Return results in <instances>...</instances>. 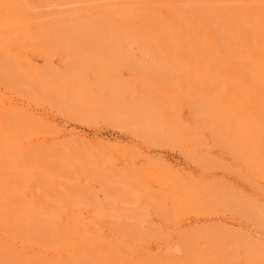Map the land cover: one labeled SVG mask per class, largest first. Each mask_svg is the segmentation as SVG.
<instances>
[{"label": "rangeland", "instance_id": "obj_1", "mask_svg": "<svg viewBox=\"0 0 264 264\" xmlns=\"http://www.w3.org/2000/svg\"><path fill=\"white\" fill-rule=\"evenodd\" d=\"M182 6L183 5L180 2H174L172 7L166 8L164 15L167 17L170 16L172 18H178L181 14L184 15V12H187V8L182 10ZM111 16V12H109L107 16L101 14V17L110 18ZM93 18H95L93 14L84 11L76 19L78 23H83L86 20H90ZM82 43H74V45L77 44L76 46L71 43L70 46L67 45L68 43H62L60 47H54V49H52L53 46L51 48L46 47L47 50H51H49V53H47L48 51L46 50V48H42V45L39 46L40 44H29L28 46H26L27 48H24L25 51L21 55L19 54L20 56L18 54L15 55L16 57L13 56L17 60L19 67H24L22 68L23 70L29 64V62H27L26 60L30 58L29 60L33 65L30 64V66L32 65L29 68L30 71H28L29 69L27 70V67L26 70L28 71V76L31 77L30 80L32 81L26 80V84H28L29 86V89L26 88V90H23L21 86L10 87L6 84L0 83V131L2 130L1 133H6L10 137L12 135L11 138L13 142L16 139L14 134L16 133L15 131L17 129H14V133H11L10 131H8V129L12 130L10 124L12 122L15 123L14 120H16L17 118L14 117L15 119L13 120L12 115L14 114L15 116L16 114L12 111V109L16 111L17 114H27L24 115L26 116L27 120L21 114L20 117H17L19 118L18 121L24 118L28 123V125L27 123L26 125L29 127L31 125H29V119L34 115L31 118L33 120L31 123L34 124L38 119V122L35 123L36 127L41 125L40 127L43 130H47V127L49 132L47 133L44 130L46 134H42V130L37 129L35 126L34 128L36 129H34L32 126L33 124L30 128H27L26 126V128L29 129L30 132L28 130L27 131L29 134L24 130L23 132L30 137L27 138L25 135H23V137L25 138L23 139V141H19L20 145H18V142L15 141L17 145L20 146V151L22 152V154H24V156L25 153L29 152V155L32 152H35L38 158H40V161L43 162L42 165H45V167H49L48 163H51L53 161L55 162V159L56 161H58L57 164L62 163L66 165L58 166L56 164H50V166H54V169L51 170V166L49 170V172L54 170V172L50 175L47 170L43 169L44 166L39 167V169H37L38 171L36 172H34L35 170L33 171L32 169H29V165H27L28 162L25 163V161L28 160L27 158L25 161L23 160L24 162L21 163V159H23L22 157L24 156L21 157L15 154L14 156H17V158L13 156L14 160L19 158L20 161L17 160L16 163L12 161V164H10L9 161V159L12 160L11 156L10 158L5 157L6 162L8 161L10 164V168H14L16 166L14 169H17V171L15 170L16 174H13L14 177L15 175H19L24 178L26 175H28L27 172H29L31 174V177L28 176V178L30 177L31 179L27 178V180H29L31 183H26H29V186L27 185L29 189L26 186L27 190L24 191L21 188L24 187L25 184L22 182V184L24 185H22L21 187L18 184L19 182H16L20 186L19 189L17 188L19 190V194L16 195L15 192H11L14 191L13 189L17 191V189L15 188V186L17 185L15 184L16 180L13 182V178L11 177V180H9V178L6 179L7 181L9 180V183L7 182L9 186L6 184V182L4 183V181H2L5 178H3L2 175L7 174V168L9 169V167H4V169L0 166V174L1 172L3 173L1 174V178L3 179H0V184L2 182V184L4 183L5 185H7V187L3 185L4 189L0 188V190L2 189L3 191H0V193L2 194L7 191L8 195L6 197H3L2 195V197L6 199L12 197V194H15L14 197H18V195L24 193V197L26 198L23 199H27L24 201H26L27 203L30 202L29 205H31L34 201L33 206L35 207V210H39L44 206L43 204H41L42 202L46 204L47 201L49 204V198L53 200L60 198V200L62 199L64 201L62 197L66 196V194L69 195L68 198H71L70 201H72V204L75 207L71 206L72 204L68 205L70 203H68L69 199L65 198L66 201H68L65 202L66 204H64V202L62 203L64 205L61 206L62 208L60 210L61 212L64 211L66 213L64 214L63 212L61 218H59L57 214H59L60 212H58L56 214L58 217H56L61 220H57L58 222L61 221V224L65 227L67 226L66 230L64 229L65 232L67 231L68 233L72 234L75 231V228H77L79 230V233L81 232L84 235H76L79 236L80 239H78L74 235L75 238L73 239V242L72 239L68 240L69 242L67 245V242L64 243V241L61 245L59 244L60 242H58L60 246L57 247L56 243L54 244L55 247L49 248V246H42V248L39 247V245L37 246V244L35 243L32 245H28V243L26 244V242H22L20 240H17L16 238H10L8 236V233H3L5 234L3 235L2 232L4 229L0 227L1 230L3 229L2 231L0 230V243L2 242L0 244V251L2 249H5L4 247L6 246L4 253L3 251H1L3 256L0 255V260L9 258V255H4L7 250V254L9 253V251L11 253L14 250L18 257L22 258L21 262L24 263L26 262V260H29L30 263L36 262V264H43V262L46 261L45 264H48V262H51L53 259V261H58L61 264V262L63 263L62 259L64 260V257L65 259H67V255H72V258L76 257L77 254L79 255V247L80 249L83 248V251L84 249H86L89 241L87 242L85 238H87L88 236L89 238L87 239H94L93 242L96 243L97 247L101 249V251L107 250L108 247H110L111 249L114 243V245L118 248L119 254L120 252L122 254L120 255L121 258L123 257L121 259L123 262H120L119 264H131V262L132 264H148V261H151L153 258L155 259L157 257H163L161 258L163 260H161L160 262H164V260L165 262H167V258H169L171 255L170 252L172 253L176 250V247L178 245L176 239L179 235L182 234L179 237L180 239L184 234H188L191 231L213 227H221L225 229H228L230 227L228 230L232 232L234 231V229H238L242 233L245 231V234L249 233L251 234V237L253 239L257 238V241H261L262 243H264V180L262 178L260 179L258 176H255L252 172H250L252 171L251 168L246 165L242 159H240L241 157L238 158V155L237 157L235 156L236 154H238L241 147H244L241 146L242 143H240V146L236 145V148L239 151L234 147L233 149H231L230 143H232L231 141H233V139L231 138H234L235 136L236 139L240 135L238 136V134L236 133L237 135L235 134L230 138L231 141H225L226 144L230 142L228 146L231 151L228 150V147H226L227 145L225 146V144L223 143L224 140L220 139L222 137L220 135L222 131H219V129L223 128H218L217 130V125L213 121L215 125L214 129L217 130V133H215V131L213 132V130L209 128L212 124L211 127L213 129V123L208 121V124L207 122V119H211L210 121H212L213 119L207 117L208 114L204 115L206 113L204 109V111H202L204 116H201L202 112L200 111L202 110V108L200 109V106L197 107L198 105L202 106V104L204 105L203 108L205 107V105H210L212 103V97L218 98V96L215 93H212L213 91L202 93L194 84V80L192 83V79H189L187 74L184 75L182 73L179 59L175 53V50L164 44L163 42L147 46H143L137 42L129 44H122L117 42L116 44H113L114 42H112L111 44L104 41ZM55 46H58V44ZM65 47H68L69 49L67 48V50ZM73 47H75L76 50ZM79 47L82 48H80V51ZM72 49L75 51H72ZM69 50L72 54L69 52ZM69 59L73 60L68 62ZM33 69H35L36 73L38 72L39 75H47L44 78H48H39L41 79L39 80ZM48 73H53V75ZM194 74L195 73H193V75ZM67 75L69 80L67 79ZM60 77L63 79L65 77L67 79L66 83H64L66 92L60 88L61 82L63 81H61ZM190 77L193 78V76ZM198 79H200L199 81L201 82L202 78L198 77ZM36 80L37 82H39L36 83ZM82 81L85 85L84 88H86V98H88V94L91 95L89 97L91 98V100H87L88 102H86V104H89L88 107H94V104H90L91 101L92 103L98 101L97 104H95L97 109H99V103L100 107H102L101 104L103 105L102 110L98 111L94 107V109L98 113L94 112L95 110L90 108L89 111L77 109L76 106H81V104H75L74 106L72 105L74 103L71 102L74 101V99L76 98L75 95H77L75 92L78 93V89L82 86ZM56 89L60 90V94ZM64 92L68 96L70 95L69 97H71L72 94H75L72 96L75 98L71 97V99H73L72 101L69 100L70 98L67 99L70 101L67 103L71 104L65 105L66 100H63L65 96ZM60 95H64L63 99L60 98ZM75 100L76 101L74 102L77 103L78 99L76 98ZM62 101H64V103ZM86 104H84V107ZM10 108V118H12V122L9 124L8 121L10 119L7 118L9 119L7 121L5 118L10 114H6V116L5 113H8L7 111H10ZM118 109L120 111H130V113L134 111V114L132 113L130 116L126 117L125 114L121 113ZM28 114L30 117L28 116ZM4 115L6 116L5 118L2 117ZM119 118H122V123L124 121V125L122 123H119L121 122V119ZM202 118H206L204 119L206 121H204ZM24 119H22V121ZM22 121L19 122L20 125L21 123H24ZM117 122L121 124V126L123 125V127L117 125ZM2 123L6 124L3 125ZM19 123L17 124L18 126H20ZM18 128L20 129V127ZM21 128H24V126ZM31 128L35 130H32L33 133L37 132L38 130H40L41 133L40 131H38L39 133L37 132V134H33L31 133ZM30 133L32 136L30 135ZM18 134L19 133H17L16 135L18 136ZM217 134L218 136H220L219 138L218 136H216ZM19 135L21 138L22 134ZM213 136H216V138ZM187 138H190L189 141H191V139H194L195 144L192 141L190 143ZM197 139L199 141L198 144L196 142ZM241 139L243 142L244 139L242 137H239V142H241ZM182 141L183 143H181ZM234 142L235 141H233V143ZM173 144L176 145L174 146ZM178 147L180 149H178ZM30 148L32 150H30L31 152L28 151ZM62 149L64 151H67L66 153H64V155H67L66 158L68 157L67 160L62 154ZM234 149L238 152L234 151ZM232 150L236 152V154H234ZM184 151H186L185 153L190 156L189 158L186 157L187 155H184L185 153H182ZM21 152L19 153L21 154ZM56 154H62V159H65L64 161L66 162L69 161L68 163L72 165L73 168H70L68 163H64L59 159L60 161H62L60 162L57 156L55 158ZM58 157L61 158L60 155ZM32 158L31 160L33 161ZM38 158L36 159V162L34 161L35 163L38 162ZM0 160H4L3 156H0ZM0 163L2 164V162ZM32 163L31 167L33 165ZM4 165L6 166V163ZM38 165L33 166L35 168V166ZM154 167L158 168L156 169ZM25 169L27 170V172H24L26 171ZM41 169H43L44 178L47 174H49L48 176L50 177V179L48 177L46 178H48L49 180L46 178H40L41 180L39 179L40 181L38 184H40L42 189H39V185L33 182L34 180H32V178H35L36 176L39 177L38 175ZM160 169H162L163 171H160ZM21 170L22 173L24 172L23 174H26L25 176L20 172ZM46 171L48 173H46ZM9 172L7 174L8 177L10 176ZM168 172L170 173V175ZM166 173L168 174V177L170 179L165 175ZM161 174H164V178ZM58 176H61V178ZM51 177H55L54 183V178L51 181ZM176 177L181 179L184 184L186 183V181L188 182V184L191 182V185L195 183V186L193 185L194 189L192 188L194 192L200 191L204 188V192H201L205 194L204 186L208 184L207 186H209L210 189L208 187L206 188V191L207 193L208 191L210 193L208 194V196L206 194V197H208L207 199H209V196L212 194L211 196H214L213 199L215 198L217 201L214 199L216 201L215 202L210 196V200L212 199L210 202L211 204H208V206L207 204H205L206 208L208 207V210L205 209V206L203 208L202 206H200L201 204L197 203L199 202L198 198V200L196 199L197 202L192 201L195 204V207L197 205L198 208L202 207V209L208 211L204 214L201 212L205 211H202V209L200 208L198 210L201 212H198V210L194 209V207L191 208V206L188 207L187 205V207L184 206L186 208H182V203L184 202H180L179 199H181L182 201L183 194H181V192L175 189L173 186V182ZM22 178L21 181L25 180ZM199 182L201 183V185ZM188 184L186 183L185 185L187 186ZM190 184L188 186L189 189ZM11 185L14 187H12L13 189L10 187ZM198 188L200 190H198ZM7 192L4 195H6ZM175 192H178L181 195H178ZM194 192H189L192 200L197 197L195 196L196 194L201 199L202 196L199 194V192ZM226 192H228L227 195ZM233 192L234 194L236 193L238 195H234ZM214 193H218L216 194L217 196ZM173 194L177 195L178 200L177 198L173 199V196L170 197V195ZM222 196H224L223 199H221ZM227 196L230 197L229 201L227 200ZM231 196L235 198L233 199ZM17 197L15 198L18 199ZM239 197L242 198H240L241 200L247 199L248 201L253 203L255 215L254 220L252 219L249 221L246 218L248 220L247 221L242 217V209L237 206L240 205L239 203L241 201ZM219 198L222 200V202L224 201L225 203L223 202V204L221 201L219 202ZM236 198H238L239 200ZM174 200L178 201V209V206L171 204L175 202ZM230 200L234 202V204L230 202ZM40 201L42 202L40 203ZM203 201L205 202V199ZM229 202L231 205L229 204ZM2 203H5V201L3 200ZM179 204H182L181 207ZM225 204H228V207ZM58 205H55L57 210ZM70 206L72 208H70ZM225 206L228 209H226ZM235 206H237V208ZM20 209L24 210L21 205ZM174 209H177L176 211L178 212H176ZM25 210L22 211L24 214H26ZM94 212L95 215L97 214L98 216L101 215V217H103L104 221L101 220L103 222V228L100 226L101 223H99L101 221H95L97 219V216L96 219H94ZM30 213L31 216H33L35 212L32 213L30 211ZM25 216L27 217V215ZM127 216L134 217L133 219L135 220H132V222V218L130 219ZM101 217L99 216L100 219ZM118 218H121L122 221L118 220ZM106 220H108V222ZM137 220L139 223L136 222ZM139 220H142L141 223L145 224L144 226H142L145 230L141 228ZM126 221L128 225H130L131 223L134 226L135 224H139L140 228L143 231L140 233L139 231H141V229L136 225L139 231L138 229H136V227L134 228L138 233H140L139 235H137L138 233L134 231L133 228L128 229L129 226H126ZM73 223L76 224V227L73 225ZM121 223L125 224L122 226V228L119 227L121 226ZM79 224L82 226L79 227ZM117 224L120 225L117 226ZM132 225L130 226L133 227ZM117 227L123 229V232L124 229L127 228V232L133 231L134 233H137L135 234V236L137 235L139 237H143L144 235V237L136 239L137 237L135 238V236L131 234L133 235L131 237H134V239L136 240L135 241L133 238H130V235H127V232L122 233L120 230L117 231ZM147 227H149V229ZM110 228H114V230L116 228V230L111 231L109 230ZM152 229L153 231L155 230V232H152ZM238 230L237 232L239 233ZM150 231L154 234L155 239L151 238L153 237V234ZM156 231L161 232V234L163 233L165 236L163 237V234L160 236V233H158L160 237L155 235V233L157 234ZM101 233L103 237L102 235H100ZM116 233H118L119 235H116ZM96 235L99 236L101 240ZM120 235H124L123 237H128V239L125 240ZM104 236L106 237V239H102L105 238ZM111 237H114L115 239ZM114 240H116V242ZM19 241L21 242V244ZM8 242L10 244H8ZM106 242L108 243L106 244ZM101 243L104 245H102ZM124 244H126V247L124 246ZM200 244L201 245L199 246L198 251L201 253H205L208 247L203 246L204 243ZM7 245L10 246L8 247ZM226 247H228V245H226ZM112 248L113 250H116L114 249V246ZM201 249H204V251ZM14 251L12 253H14ZM86 251L87 250H85L84 252ZM49 252L52 254H50ZM167 252L169 253L168 255H166ZM180 254V259H184L183 253ZM10 255L12 256V254ZM144 255L146 257H144ZM55 257H57L58 260L55 259ZM124 257H126L127 259ZM134 257H138V260H136V258L134 259ZM15 259L12 258L11 262L16 263ZM36 259L37 261H34ZM143 259H147L148 261L146 260L147 262H145L143 261ZM5 260L7 261L8 259ZM125 260L127 261L124 262ZM17 261L20 262V259H17ZM8 263H10V261H8ZM51 264H53V262ZM150 264L152 263L150 262Z\"/></svg>", "mask_w": 264, "mask_h": 264}, {"label": "bare ground", "instance_id": "obj_2", "mask_svg": "<svg viewBox=\"0 0 264 264\" xmlns=\"http://www.w3.org/2000/svg\"><path fill=\"white\" fill-rule=\"evenodd\" d=\"M174 2H180L183 5L182 10L187 8L186 9L187 12H184V15L181 14L178 18H172L170 16L169 17L165 16L164 12H165L166 8L172 7ZM84 11H87V13L93 14L95 16V18L90 19V20H86L83 23H78L76 18L81 13H83ZM109 12L112 13V16L110 18L101 17V14L107 16ZM98 41H104V42L111 43V44H112V42H114L113 44H116V42L122 43V44L123 43L129 44V43L137 42L143 46L155 45L156 43H162L163 42L164 44L173 48L175 50V53H176L178 59H179V63H180L181 69H182V73L184 75L187 74L189 79H192V83L194 80V84L198 87V89L202 93L213 91L212 93H215L218 96V98L212 97V103L208 106L205 105L204 108H203L204 105L202 103H201L202 106L196 105L197 107L200 106L199 107L200 109L202 108V110L200 112L205 110L206 113L204 115L208 114L207 117L213 119L212 121H210L211 119H209V120L207 119V122L209 121V122L213 123V121H214V123H216V125H217V127H216L217 130H218V128H223V129H219V131H222L220 133V135L222 136L220 139L224 140L223 143L225 144V146L227 145L226 147H228V150L231 151V149H233V147L236 150H238L236 148L237 147L236 145L240 146L241 145L240 143H242L241 146H244V147H241L242 150L240 149V151L238 150L239 151L238 152L234 149V151L238 152V154H236V152H234L233 150H232V152L234 154H236L235 155L236 157H237V155L239 156L238 158L241 157L240 159H242L243 162L251 168L252 171L249 170L250 172H252L255 176H258L260 179L262 178L264 180V0H0V83L6 84L10 87L21 86L23 90H26V88L29 89L28 84H26V80L32 81V80H30L31 77L28 76L29 75L28 71H30L29 68L33 64L29 60L30 59L29 58L28 60H26L27 62H29V64H28L29 67L26 66L27 70L28 69L29 70L27 71L26 67L23 70L22 68H24V67H22V66L19 67L17 60L14 58V57H16L15 56L16 54L21 55L25 51L24 48L26 46H28L29 44H36V45L40 44L39 46L42 45V48H46V47L51 48L53 46L52 49H54V47H60V45L62 43H68L67 45L70 46V43L74 45V43L80 44L82 42H85V43L88 42L89 43V42H98ZM53 44H55V45L58 44V46H55ZM45 45H47V46H45ZM73 45H71V46H73ZM76 45H74V46H76ZM73 48L75 49V47H73ZM80 48L81 47H79V51H80ZM46 50H47V48H46ZM49 50H47L48 51L47 53H49ZM75 50L72 49V51H75ZM43 52H45V51H43ZM69 52H70V50H69ZM77 53H78V51H77ZM17 58H19V57H17ZM86 58H88V57H86ZM72 60L73 59H71V60L69 59L68 62H70ZM30 64H32V65L30 66ZM33 70H34V73H36L35 69H33ZM37 73H36V75L38 76V79L39 78H41V79L48 78V77L44 78L47 75H41V74L39 75V73L38 74ZM193 73H195V74L197 73L196 74L197 76L195 74H194L195 75L194 76ZM198 73H199V75H198ZM48 74L53 75V73H48ZM42 76H43V78H42ZM190 76H193V78H191ZM65 77H66V75H65ZM65 77H64V79L60 77L61 81L63 80L61 82V87H60L63 91H65L64 83H66L67 79L69 80L68 75H67V79ZM195 77H196V79H195ZM198 77L202 78L201 82L199 81L200 79H198ZM41 79H39V80H41ZM38 82L36 80V83H38ZM84 86L85 85L83 84V81H82V86L78 89V93L75 92L77 95H75V94L71 95V97L73 95L76 96V98L79 100V101L77 100V103L74 102V101H76L75 100L76 98L72 97V98H75L74 101H72L73 99H71V97H69L70 95L68 96L65 93L66 91L64 92L65 93L64 95L66 96V98L63 95L64 96V99H63V96L60 95L61 96L60 98H62L64 101L66 100L65 105L66 104L68 105L71 103H74V104H72L73 106L75 104H81V106L79 105L80 107L78 105L76 106L77 109L89 111V108L91 106L88 107L89 104L88 103L86 104V102L91 100V98H89L91 95L88 94L89 96L87 95L88 98H86L87 93H86V88H84ZM57 92H59V94H60V90H57ZM2 96H3V94H2ZM67 96H68V98H67ZM67 99L71 100L72 102L67 103V102H70ZM64 101H62V102L64 103ZM83 102H84V104H86L85 107H84ZM97 102L98 101L92 103V101H91L90 104L91 105L94 104L93 106L96 108L95 104H97ZM195 104H197V103H195ZM198 104H200V103H198ZM98 106L97 107L99 109L96 108L97 111L102 110L103 105L101 104L102 107H100V103H99ZM94 107H92L90 109H94ZM9 110L10 111L6 110L8 113L4 112L5 115L10 114L11 108ZM12 111L16 114L15 116H14V114L12 115L13 120L15 119L14 117L17 118L16 120H14L15 123H13L11 120L12 118H10L11 114L9 116L6 115L7 117L5 115L2 117H4V118L6 117L5 119L7 121L10 119L11 121L10 120L8 121L9 124L12 122L10 124L11 126L8 124L12 128V130H9L8 129L9 126H8L7 127L8 131H10L12 133L13 131H15L14 129H17L15 131L16 133L14 134L16 137L15 141L18 142V145H20L19 141L21 142L25 138V137H23V135H25L27 138L30 137V136H27L26 133H28V131L30 132V130L27 128H30L31 125L33 124V123H31L33 121L31 118L34 115L31 116V118L29 119L30 122L28 121L29 125L31 124L29 127V126H27L28 125L27 121H25L26 116H24L27 114L20 113L22 116L25 117V119L22 118V116H21V118L24 120L22 121V119H20L18 121V119H19L18 117H20V114L18 113L19 114L18 115L16 113V111H14L13 109H12ZM97 111L95 110L94 112H97ZM110 111H111V109H110ZM120 112L124 113L125 116L128 117L134 111L130 113V111L126 112V111L121 110ZM29 114H28V116H29ZM204 115L202 112L201 116H204ZM125 116H124V118H125ZM7 118H9V119H7ZM119 119H121L120 120L121 122H119V123H122V118H119ZM204 119H206V118H204ZM21 121L24 123H21V125H20L19 122H21ZM204 121H206V120H204ZM36 122H38V119L36 120ZM209 122H208V124H209ZM6 123H2V124L4 125ZM18 123L20 126L17 125ZM26 123H27V125H26ZM35 123L32 125L33 128H34V126L36 127ZM42 123H43V121H42ZM119 123L117 122V125L121 126V124H119ZM123 123H124V121H123ZM214 123H213V125H214ZM12 125H13V127H12ZM123 125L121 127H123ZM23 126H24V128H21ZM26 126H27V128H26ZM40 126L41 125L38 126L39 128L38 127H36V128L42 130V134H46V132L47 133L49 132L47 127H46L47 130L44 129L46 131L45 132ZM211 126H212V124L210 125L209 128H211V130H213V132L215 131V133H217V130L214 129L215 125L213 126V129ZM18 127H20V129ZM36 128H34V129H36ZM4 129H6V128H4ZM34 129L31 128V133H33L32 130L35 131ZM23 130L26 132L25 134H24ZM40 130H38V131H40ZM1 131H0V133H1ZM37 132H35V133L37 134ZM213 132H212V134H213ZM17 133L22 134L21 138H20V135L18 134V136H19V139H18V136L16 135ZM31 133H30V135H31ZM35 133H33V134H35ZM40 133H41V131H40ZM236 133L238 134V136L240 135L239 137H242L244 139L243 142H242V139H241V142H239V137H237L238 138V144H237V138L235 139V136H234ZM216 136H218V134ZM216 136H213V137L216 138ZM232 136H234V138ZM11 137H12V135H11ZM11 137L6 133L0 134V156H3V159H4L3 161L0 160V162H2V164L6 163V166L4 164L2 166V164L0 163L1 164L0 166L2 168H4V167L7 168L10 166V164H12L13 162L16 163V161L19 160V158L14 160L13 156L15 154L18 156H21V157L24 156V154H22V152L20 151V146H18L15 141L12 142ZM219 137L220 136H218V138ZM215 138H213V139H215ZM230 138L233 139V141H235L236 143L235 142L233 143V141H231ZM17 139H18V141H17ZM187 139L189 141L190 138H187ZM226 140L231 141L234 144L233 145L232 143L229 142L231 149H229V146H228L229 143L226 144V142H225ZM191 141L194 142V139H191ZM191 141H189V142L191 143ZM196 142L198 144V142H199L198 139ZM181 143H183V141ZM194 144H195V142H194ZM219 145H221V144H219ZM179 147H180V145H179ZM179 147H178V149H180ZM184 147H186V146H184ZM18 150H19V152H21L22 155L18 152ZM30 150H31V148L28 151H30ZM62 151H63L62 152L63 155H64V153L67 152V151H64L63 149H62ZM25 152H27V151H25ZM185 152L186 151H184L182 153L184 154ZM28 153H25V156L22 157L23 159H21V163L24 162L27 158L28 160H26L25 163L28 162V164H27V165H29L28 168L32 169L33 171L35 170L34 172L38 171L37 169H39V167H43V166L45 167V165H42L43 162L40 161V158H38V156L35 154V152L31 153L33 155H31V154L28 155ZM62 154H59L61 158L58 157L59 156L58 154L55 155V158L57 156L58 160L60 159L65 163L66 161H64L65 159H62V157H63ZM184 155L185 156L187 155L186 157H188V158L190 157L186 153ZM10 156H11L12 160L9 159L10 164L8 161H7L8 162V164H7L5 157L10 158ZM34 156H35V158H34ZM36 156L39 159L38 162L40 161L39 163L38 162L35 163L36 159H37ZM66 156L67 155L65 154L64 158H66ZM14 157L17 158V156H14ZM30 157L31 158L33 157L32 158L33 161L31 160ZM191 158H193V157H191ZM67 159H68V157L66 158V160ZM62 161H60V162H62ZM32 162H34V163H32ZM68 162H66V163H68ZM31 163L33 165H38V164H40V165L35 166V168L32 165V167L34 168L33 169L31 167ZM57 163H58V161H56V159H55V162L53 161L51 163H48L49 167L48 166L47 167L49 169L47 167H45V168L43 167V169H45L49 172V170L53 164L54 165L56 164L58 166L59 165H63V166L66 165V164H62V163H59V164H57ZM195 163H196V161H195ZM199 163H198V165H199ZM50 164H52V165L50 166ZM68 165L70 166V168L72 167V165H70L69 163H68ZM53 167L54 166H52L51 170L54 169ZM14 168H12V167L11 168L9 167V169L7 168V171L8 172L10 171L9 177L7 175L8 172L5 175L1 172V174H3L2 175L3 178L5 177L4 178L5 180L8 178H9V180H11L10 177L13 179L17 177L19 179V181L17 178L14 180L12 179V181L14 182L16 180L15 184H17L19 182L18 184L21 187H22V185L25 184V186L22 187L21 189H23L24 191L27 190L26 186L27 185L29 186V183L28 184H26V183L30 182L29 180H27V178H28V176L31 177V174L29 172H27V170L25 169L26 171H24V172H27L28 175L23 174L24 172L22 173V170L20 172L24 176L26 175L27 176V177L25 176L26 178L25 177L22 178L19 175H15V177H14L13 174L14 173L16 174L15 170L17 171V169H14ZM154 168H156V167H154ZM10 169H12V170H10ZM13 169H14V171H13ZM43 169H41L39 171L40 172L38 175L39 177L36 176L37 179H36V177L35 178L33 177L34 179L32 178V180H34L33 182L38 184L39 181L41 180L40 178H44ZM12 171H13V173H12ZM47 171H46V173H48ZM157 171H159V170H157ZM160 171H163V170L160 169ZM53 172H54V170L49 172V174L51 175V173H53ZM11 173H12L13 177L11 176ZM1 174H0V179H3V178H1L2 177ZM40 174H42V175H40ZM49 174H47L45 176V178L48 177L50 179V177L48 176ZM163 175H162V177H163ZM165 175L168 177L167 173ZM169 175H170V173H169ZM20 177L22 179L27 180V181H25V180L21 181ZM58 177L61 178V176H58ZM48 178H46V179H48ZM53 178L51 177V181L53 179V183H54L55 177H53ZM4 179L2 181H4V183L6 182V184L8 185L9 180L5 181ZM35 180H37V181H35ZM183 180H185V179H183ZM22 182L24 184H22ZM161 182H162V180H161ZM4 183L2 184V182H1L0 185H2V186H0V188L4 189L3 185L5 187H7V185H5ZM173 183H174L173 184L174 188L177 189L178 191H180L181 194H183V196H184V197L182 196V201H181V199H179L180 202H184V203H182L183 204L182 208L187 205L188 207L191 206V208L194 207V209L198 210L200 207L198 208L196 205V207H197L196 208L194 206L195 204L192 202V201H196L197 198L199 199V202H197V201L196 202L201 204L200 206H202L203 208H204L205 204H207V206H208V204H211L210 202L214 196L212 197L211 196L212 194H211L210 196L212 197V199L210 200V198H211L210 196H209V199H207L208 197H206V194L208 196V194L210 193L209 191H208V193L206 191V188L209 187V186H207L208 184L206 186H204L205 187V194L203 193L204 188L202 186H201L203 188L202 190H200L199 189L200 187H199L198 190H200V191H196V192H199V194L202 196V197L200 196L201 199L198 197L197 194L196 195L194 194L197 197L196 198L194 197L195 199L192 200V197L189 194V192H194L193 185L195 183L193 185H191L192 184L191 182H190L191 184L189 183L190 189L188 187L189 186L188 182L186 181V183L188 184L186 186L185 185L186 183L184 184V182H182L181 179H179L178 177H176L174 179ZM196 184H197V181H196ZM17 185L15 186V188L19 189L20 186L18 185L19 186L18 187ZM38 185H39V189L40 188L42 189L40 184H38ZM200 185H201V183H200ZM28 186H27V188H28ZM10 187L12 188L13 186L11 185ZM2 189L0 190L1 192H3ZM7 189H9V188H7ZM18 189H17V191H15V189H13L14 191H11V192H15V194L17 195V194H19ZM209 189H210V187H209ZM201 191H203V192H201ZM6 192H4L2 194L0 193V196H1L0 197L1 198L0 199V201H1L0 202V227L4 229V230L2 229L3 230L2 234L8 233V236L10 238H16L17 240H20L22 242H26V244L28 243V245H30V244L32 245L35 243V244H37V246L39 245V247L49 246V248L55 247L54 244H56V243H57L56 247L60 246L62 244V242H64V241H65L64 243L67 242L66 243V245H67L69 242L68 240L72 239V242H73V239L75 238L76 235H78V234L84 235L81 232L79 233V230L77 228H75L74 232L71 231V232H73L72 234L68 233L67 231L65 232L67 226L65 227L64 225H62L61 221L58 222V220H61L59 218H61V215L64 212V211L61 212V210H60L62 208L61 206L66 204L65 202H67L68 200L66 201L65 198L69 199L68 198L69 195L66 194V196L62 197L64 199V201L62 199H61L62 200L61 201L60 198L59 199L57 198L54 200L49 198L50 203L48 204V202L46 201L47 205L44 204L42 201H40V203L42 202L41 204H43L44 206L42 205L43 207L41 209L35 210V207L33 206L34 201L31 204L32 206L29 205L30 202L27 203L26 201H24V200H27V199H23V198H26V197H24V193H21L20 194L21 196L20 195H18V197L15 196L18 199H16L14 197L15 194L13 195L12 193H10V194H12L11 195L12 197L6 199V198H3V197H6L8 195V192L6 195H4ZM196 192H194V193H196ZM175 193H177L178 195H181L178 192H175ZM218 193H216V194H218ZM227 193L228 192H226V195H227ZM223 194H221V195H223ZM233 194H234V192H233ZM233 194H232V196H233ZM2 195H3V197H2ZM236 195H238V194H236ZM172 196H173V199L177 198V200H178L177 195H174V194L170 195V197H172ZM203 196H205V197H203ZM218 196H220V195H218ZM228 196H229V194H228ZM228 196H227V198H228L227 200L229 201L230 197H228ZM202 198L205 199L206 203L203 201L204 199H202ZM223 198H224V196H222L221 199H223ZM240 198L241 197H239V199ZM221 199L219 200V202L220 201L222 202ZM236 199H238V198H236ZM3 200L5 201V203H2ZM70 200H71V198L68 201V203L70 202L68 205L72 204V201H70ZM244 200L245 199L241 200L242 202L240 201V203H239L240 205H237L242 209V210L241 209H238V210H241V214H242L243 218H245V219L247 218L249 221L252 219L254 220L255 215H254L253 203L248 201L247 199L245 201ZM207 201H208V203H207ZM16 202L19 204H17ZM63 202H64V204H62ZM177 202L178 201H175L171 204L178 206ZM230 202H232V201L230 200ZM230 202H229V204H230ZM59 203L62 205H60ZM175 203H177V204H175ZM232 203L234 204V202H232ZM56 204L57 205L59 204L57 206L59 211L56 209V206H55ZM202 204H204V205H202ZM20 205L24 208V210L26 209L25 210L26 214H24L22 212L24 210L20 209ZM181 205H180V207H181ZM71 206L75 207L73 204ZM71 206H70V208H72ZM226 206H225V208H226ZM237 206H235V207L237 208ZM186 207H184V208H186ZM202 207L200 209H202ZM178 208H179V206L177 207V209ZM205 209L208 210V207L206 208V206H205ZM226 209H228V208H226ZM233 209H234V206H233ZM203 210L204 209H202V211ZM207 210L206 211L204 210L205 212H201L198 210V212H201L204 214V213L208 212ZM30 211L32 213L35 212L33 216H31ZM188 211H187V213H188ZM58 212H60L61 214L60 213H59L60 215L57 214ZM95 212L93 214L95 217L94 219H96V216H97V219L95 221H97V222L101 221V220L104 221L103 217H101V215H99L101 217V219H100L97 214L95 215ZM176 212H178V211H176ZM65 213L66 212H64V214ZM191 213H192V210H191ZM239 213H240V211H239ZM56 214L59 216V218H57L58 216ZM25 215H27V217ZM239 216H241V215H239ZM65 217H66V215H65ZM127 217L130 219L132 218L131 221L135 220V219H133L134 217H130V216H127ZM118 220L122 221L121 218L120 219L118 218ZM102 221L99 222V223H101V225H100L101 227L103 224ZM106 221L108 222V220H106ZM141 221H140V226H141V228L144 229V227H142V226H144L145 224L141 223ZM136 222L139 223L138 220ZM125 224H126V226L130 227V228L128 227V229L133 228L134 231H136V229H138L137 227L139 226V224H135V226H134L131 223L130 225L133 226V227H131L130 225L127 224V221L125 222ZM125 224L121 223V226H119L120 224H117V226L122 228V226ZM73 225L75 226L76 224L73 223ZM136 225H137V227H136ZM80 226H82V225L79 224V227ZM140 226H139V228H140ZM119 227H117V231L120 230L122 233H125L128 231L126 228V229H124V232H123L122 231L123 229H120ZM134 227H136V229ZM1 228H0V230H1ZM147 228L149 229V227H147ZM228 229L221 228V227L220 228L213 227V228L200 229L197 231H191L188 234H184L183 237H181L179 239V237L182 235L180 233L181 235H179L176 239V242L178 244L176 247V250L172 253L170 252L171 255L169 258H167V260H166L167 262H165V260H164L165 263L163 261L160 262L161 260H163V259H161L163 257H161V258L157 257L158 259L155 258L156 260L153 258L151 261H148L147 259L146 260L148 261V264H150V262L152 264H264V243H262L261 241H257L256 240L257 238L253 239L251 237V234H249V233L245 234V231L242 233L237 229L239 231V233H238L236 229H234L233 232L228 230ZM68 230H70V229H68ZM89 230H90V227H89ZM109 230L113 231L114 228L113 229L110 228ZM115 230H116V228H115ZM138 231H139V229H138ZM142 231L143 230L141 229V231H139V232L141 233ZM102 232H103V229H102ZM152 232H155V230L153 231V229H152ZM137 233L130 231V232H127V235H130V238L134 239V237H131V236H133V235L135 236V234H137ZM140 233H138L137 235H139ZM158 233H160L159 234L160 236L163 234V233L161 234V232H157V234L155 233V235L159 236ZM5 234H3V235H5ZM117 234L118 233H116V235ZM131 234H133V235H131ZM247 234H249V235H247ZM89 235H92V234H89ZM100 235H102V233ZM137 235L135 236V238L137 237L136 239L144 237V235H143V237H139ZM120 236L123 237L124 235H120ZM147 236H150V235H147ZM162 236L164 237L165 235L163 234ZM76 237L78 239H80L79 236H76ZM97 237L100 239L99 236H97ZM102 237H103V235H102ZM154 237L155 236L153 234V237H151V238L153 239ZM87 238H89V237L87 236ZM87 238H85V240H87V242L89 241L88 245H87L88 247L86 246V249H84V251L85 250H87V251L84 252L83 248L80 249V247H79V251L81 252V253L79 252V255L77 254V256L74 258H72V255L71 256L67 255L70 257L66 256L67 259H65V257H64L65 261L62 259L63 263L61 262V264H119L120 262L121 263L123 262L121 260L123 257L121 258V256H120L122 254H121V252L119 254L118 248L114 245V243H113V246H114V249H116V250H113V248H112L113 246H112L111 249H110V247H108L109 250L107 249L105 251H101V249H99L97 247L96 243L93 242L94 239L89 240ZM111 238L115 239L114 237H111ZM102 239H106V237L102 238ZM124 239L127 240L128 237H125ZM96 241H98V240H96ZM114 241L116 242V240H114ZM58 242H60L59 243L60 245L58 244ZM107 243L108 242H106V244ZM200 243H204L203 246L208 247L207 251H205V253H203V252L201 253L198 251V248L201 245ZM8 244H10V243L8 242ZM20 244H21V242H20ZM160 244H162V243H160ZM102 245H104V244H102ZM156 245H158V244H156ZM226 245H228V247H226ZM119 246H121V245H119ZM124 246L126 247V244H124ZM130 246H132V245H130ZM4 248L6 249V246ZM5 249H2L1 251H3V253H4ZM60 249H58V250H60ZM204 249H206V248H204ZM204 249H201V250L204 251ZM1 251H0V253H1ZM7 251L5 252L4 255H9V258H5L8 260L6 261L5 259H1L0 264H36V262L30 263L29 260H26L25 258L24 259L26 260L27 263L21 262L22 258L18 257V255L15 253L14 250L13 251H14L15 255H14V253H12L13 251L11 253L9 251V253L12 254V256L9 253L7 254ZM180 253H183L184 259H180V257H179ZM50 254H52V253H50ZM164 254H166V253H164ZM168 254L169 253L167 252L166 255H168ZM0 255L3 256L2 253ZM16 255H17V257H16ZM123 256H125V255H123ZM140 256H141V254H140ZM11 257L13 259H15V258L20 259V262H18L19 260L17 261V259H15L16 263L11 262L12 261ZM126 257H124V258H126ZM144 257H146V256L144 255ZM135 258L136 257H134V259ZM137 258H136V260H138ZM47 259H49V258H47ZM55 259H57V257H55ZM146 260L143 259V261L147 262ZM8 261H10V263H8ZM34 261H37V259ZM43 261H44V259H43ZM126 261L127 260H125L124 262H126ZM52 262H53V264H60V262L55 261V260L53 261V259L51 262H48V264L49 263L51 264ZM137 262H139V261H137ZM45 263H46V261L43 262V264H45ZM37 264H41V263H37ZM131 264H132V262H131Z\"/></svg>", "mask_w": 264, "mask_h": 264}]
</instances>
